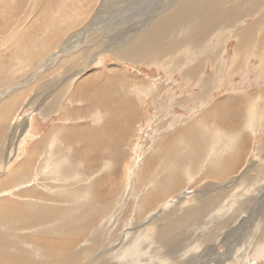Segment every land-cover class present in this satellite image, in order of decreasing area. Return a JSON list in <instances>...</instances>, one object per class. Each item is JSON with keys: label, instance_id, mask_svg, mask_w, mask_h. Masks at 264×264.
<instances>
[{"label": "rangeland", "instance_id": "rangeland-1", "mask_svg": "<svg viewBox=\"0 0 264 264\" xmlns=\"http://www.w3.org/2000/svg\"><path fill=\"white\" fill-rule=\"evenodd\" d=\"M105 1L107 2L108 8H104V6L100 7L102 0H92V2L91 0H85V2L84 0L83 2L82 0H0V41L9 36L12 32L10 31L11 28V30L21 29L29 23L31 28L26 32L32 35L35 34L36 36L31 37L27 43H22L20 46L13 44L15 43L14 38L5 40L2 41L3 46L0 48V93L6 91V94L3 96L4 99L3 97L1 98L3 100L0 102V112L3 113L6 111L3 107L4 101L8 99L6 95L13 94V92L10 93V87H13L15 90L28 87V89L26 88L27 90H25L26 93H22L23 97L20 104H17V106L14 107L15 109H13L14 111L12 110L10 113L6 114V118L4 117L2 119L5 128L0 132V135L2 134V138L0 137V174H5L12 170V168L18 166L21 158L31 153L30 151L33 149L34 145L39 144V149L45 148L43 151L38 150L39 153H37L34 159H31L30 168L20 173L21 175L16 181H12L8 185L0 187V202L4 199L15 200L14 203L21 204L25 211V207L28 206L27 203H33L36 207L35 209L38 210L37 207L39 204L45 203L47 205L49 203L48 206H52V201H57L56 203L54 202L55 205L53 207L60 205V208H62L65 207L64 205H68L67 203L70 201L68 199L69 197L62 196L61 192L64 189L72 186L74 187L71 189H79L81 185L88 184L94 192L96 191V180L100 174L107 175L110 171L109 165L113 163L108 156L109 153L107 152V148L100 150L99 154L94 153V159H96L97 156L102 157L96 159V165L93 163L92 168L87 171L84 168L80 173V171H77L73 167V164H75L73 160L77 155L75 150L77 147V136L63 138V136L67 134V130H64L65 133L63 135H59L51 131V128L53 125L61 126V128L73 127L77 129L78 125L79 127L92 128L98 124L101 125L103 122H107V115L105 113L107 109H104L102 105L93 107L104 117L101 123L102 117L99 116L98 118V115L95 117V115L90 113L94 112L90 109L92 106H89L86 110L87 114L77 112V114L75 113L76 115L72 117L67 115L69 109L72 110L85 105L83 99H79L78 101L73 100L75 96L72 95L69 90L73 89L71 87L75 82L73 80L74 77L84 75L85 71L89 72L93 69V71L100 70L106 73L110 69L115 68L117 69L116 73L118 77H121V73L125 76L127 75V78L123 77L127 80L124 82L122 79L123 82L118 86L116 100L120 99L122 105L112 111L111 125L114 127L113 131L108 134L109 140H114L117 135H120L119 139L121 141L116 140L121 155L119 159V166L121 169L118 174L119 179L116 184L117 188L108 195L113 197L112 200L115 202L111 205L109 213L98 215L97 206L95 202L92 201L93 206L91 209L95 216H92L91 219L87 216L85 220L87 219L89 222L87 220V222L82 220L84 218H79L80 220H77V225L87 231L78 233L79 236L77 237L80 239L77 238L79 242L75 243L74 248L81 250L83 249L81 247H90L91 250H94L97 247L94 243L100 240L99 242L102 241L106 245V254H108L106 261L108 264H136V261L137 264H264V230H262V228L264 229V225L261 226L264 222L260 224L262 220L264 221V79L262 78L259 80L257 78L259 73H261L262 65L264 66V63H262L264 62V33L261 32L264 30V27L263 30H261L262 28L260 27L262 26L257 24L258 27L256 26L257 28L255 31L257 32L259 28V35L254 33L257 37L255 39V37H252L254 34H252V36L249 37V39L252 38V40H248L250 42L247 41L245 44V47L249 45L248 48H242L243 51L248 53L247 56L249 55L248 58H244L247 64L242 62L239 64V59L241 60V58L238 57L239 54L234 51L235 46H237L239 42V35L237 32L241 29L245 30L249 23L254 22L262 15V13L258 15V10H261V12L264 10V0H223L222 5H220L223 10L222 14L215 13L212 16L214 20V22H212L213 26L220 25V33L212 35V32H209L211 35L205 38L206 40L204 41L207 42L204 43V47L196 44L193 45L192 49L188 48V43L193 42V40L188 37L192 36V33H190V29L187 26H177L175 28V37L169 36L167 39L165 38L166 35L170 34L168 33L169 28H166V31H164L165 37L162 40L164 42L160 43L161 45H155L152 50H149L148 46L143 43L142 48L138 52L140 56L138 61L127 60L120 57V55L114 53L113 50H109V46L114 40L115 42L117 41L118 36L119 38L126 36L125 40H128L132 33L134 35V32L141 31L137 30V27L134 28L135 20L138 19V16H142L139 15L138 12H151V6L154 5V2L150 3L151 0ZM177 1L180 0H176V2ZM218 2L219 1H217V4ZM81 3H83L82 6H90L88 9L89 12L87 10L84 16L80 15V11H82L81 8H85L81 6ZM146 3L148 6L144 7V5H147ZM68 7L72 10H69ZM123 7H125V9ZM188 7L189 6L184 9L186 12H188ZM27 8L29 9L28 11H26ZM98 8H100V11L104 9L102 13L97 12V14L100 13V15L108 13L112 15L111 9L114 11L117 9L118 12L122 11L125 14L122 19L126 17L123 21L131 23L122 27L123 25L121 23H123V21L120 18L114 20V22H116L115 25L110 23L108 26H99L98 29L91 30L90 32H93L97 36H102L105 41L103 40L102 44H99L100 46H91V50L88 52V58L86 57V59H83L84 61L82 60L80 67L76 68L74 66V70H72V75L70 77L66 75L67 73H63V67L61 70L60 67L54 66V64L52 72L47 74L49 71V69H47L43 71L44 74L42 77H37L41 72L40 68H42V65L49 59V56L59 51L64 39H70L75 34L77 35L81 32L83 27H88V25L91 24L89 20L96 14L95 12ZM164 12L162 11V13ZM192 13L196 15L195 12ZM236 13L239 15L237 16ZM230 21L232 25H230ZM262 21V25H264V18H262ZM13 22L15 23L14 25L12 24ZM71 22L76 24L72 28L67 26ZM121 28L125 32H123ZM235 29H237V31H235ZM43 35L46 36L43 37ZM48 37L53 38L52 40H48V42L55 47L52 45L50 48L51 50L49 49L47 52H43V45L45 44L41 39L45 40ZM55 37L59 38L58 42L57 39L54 40ZM138 37L139 36H137L135 40L131 39L130 42H136ZM83 42L85 45L87 44L86 41ZM130 42L128 41V43ZM213 43L217 47L216 49L218 50L220 48L222 52L219 56L220 58L215 62V66L219 68L215 66L212 68L211 60L207 58H202L200 60L201 64H195L194 60L196 58L198 59L204 54L208 55L209 52L213 50L211 48L213 47ZM159 45L160 49L154 54ZM250 46L253 48L251 49ZM120 47L124 48L122 43ZM165 47H168V49H165ZM199 47H201V49ZM233 52L236 53L234 58L232 56V54L234 55ZM251 54L253 55L250 56ZM33 55H38L39 59L37 57L35 61L31 62L32 60L30 58L34 59ZM152 55L158 56V58H152ZM218 55L219 54L213 56ZM91 57H94V61L99 63L95 64V62H90ZM190 57L191 60L188 59ZM39 61L42 62L39 63ZM229 61H231L230 68L228 67ZM50 62L54 63L53 59H51ZM194 64L200 68L199 71L198 68L196 69L198 75L195 79H188V77L184 75V72H181V68L189 70L192 67L194 68ZM234 65L235 67L238 66V70L235 69ZM78 69V73L74 76L73 72ZM213 70L216 73L214 76ZM35 71H37V74H34L36 73ZM200 74L202 75L201 78L203 76L209 77L211 82L213 81V84L210 83L206 87L200 88V82L197 81L200 79ZM181 76L184 79H182ZM29 77L36 78L28 83L27 79ZM65 77H69L68 81H71L70 84L68 82L67 85L65 84L64 86L60 84L58 87H55L57 88L56 90L54 88V92L49 93L51 92L50 87L53 86L55 82H59L60 79ZM39 80L42 83H47V85L44 84L45 86L42 87V91H44L42 95H46L44 99L36 98V88L34 85L40 83ZM138 80L141 83H138ZM98 81L102 83V77L98 78ZM184 82L185 85H183ZM63 87H65V89ZM243 91L249 93L243 95ZM241 94L243 96L250 95V97L248 102H243L242 100L237 103L236 112L234 111L235 118L231 122L234 127H237L236 132L239 133V141L237 144H240L242 141L243 144L245 142L243 145V150H245L243 153L244 159L242 156L238 155L239 152H242L239 147L235 148V150L233 149L232 153H229L231 154V158L238 155L242 160L240 163H233L237 164V167L235 166L237 170L235 171V169H233L234 171L232 173L226 171L231 162L229 159L226 164H222L218 169L224 172L221 175L222 179H212L209 173V169L217 164L216 156L227 155L226 153L230 152L229 147L232 146V144H234L233 147L236 145L232 140L233 135L225 132L224 137L220 136L222 139L214 143L215 145H209L208 148L205 147V152L202 153V155L198 154V156H195L196 158H193L195 153L192 154L188 152L186 157L188 159H183V163L186 162V164L182 163L181 166L176 167L173 170L175 174L168 173V182L166 183L164 181V183H160V187L156 188L160 182V173L155 174L157 171L156 160L159 159L158 155L164 153L163 151L159 154L157 152L158 147L160 148L159 142L162 141V136L170 135L173 131L176 132L177 129H180V127L185 124H191L193 127L192 130L202 125L208 126L209 130L212 131V129H214L211 123L212 121L204 117L205 109L210 108L213 101L224 96H234L232 98L234 103L236 99L242 96ZM257 94H260V99H258L260 103L255 99ZM56 96H59L57 101ZM51 97L53 99H51ZM91 99L92 98L88 101ZM164 99L166 100L165 102ZM181 99H186V102ZM53 100L56 102V106H54L56 108H50L52 105L51 101ZM224 101H228V98H225ZM100 102L102 103L99 98V104H101ZM184 102L185 105H183ZM128 103L134 107L127 106L126 104ZM52 108L54 110H52ZM243 110L244 112H242ZM94 113L96 114V111ZM61 114L67 116L60 119ZM0 118H2V115H0ZM23 122H25V124ZM162 123H164L163 126ZM226 126L229 125L227 124ZM226 126L222 125L221 129H226ZM12 131L15 132L14 140H12L13 142L10 139ZM188 137L191 139L190 136H185L186 139H188ZM177 138L178 137H176V139ZM186 139L183 140L188 146L184 147L187 145L184 142L179 148L177 146L176 160L180 157L179 155H183L182 150L189 149V144H192L191 140L188 139V143ZM182 145L183 147H181ZM56 149L59 152L56 151ZM47 151L48 154H46ZM51 153L53 154L52 156ZM5 159L9 160L6 164ZM41 164L42 166H40ZM60 165L62 166L60 167ZM58 166L60 168H58ZM70 167L75 170L70 171ZM218 167L219 165L217 168ZM229 170H232L230 166ZM165 174L166 173H162V176H165ZM169 177L171 179H169ZM172 177H175V180L173 179L172 181ZM22 194L27 195V199L24 198ZM35 195H38V197L36 196L38 198L37 201ZM40 196L42 200L39 198ZM50 196L55 200L51 199ZM46 198L50 199L45 200ZM89 200L88 197L82 198L80 201L85 203L88 201V205L84 203L79 206V208H87L89 204H91V200ZM142 201L145 202L144 206L143 203L140 204ZM84 205L85 208L83 207ZM36 217H32L31 220H18L20 222L16 225H23L19 227L15 225L11 227L4 226V224L6 225L9 222L0 223V233L2 235L6 234L5 237L9 234L6 239L12 241L11 245L16 244V242L19 243L14 240L17 234L19 237L30 235H34V237L40 236L39 232L33 230L37 227L35 223H40V221L44 223L46 221V224L51 225V217L42 218L43 221L40 216ZM35 218L38 221H35ZM63 218H57L55 221L53 220L55 223L56 221H60L62 226L61 231L64 229L63 227L70 224L65 217ZM22 221L24 223L20 224ZM26 221L32 222L27 224ZM81 221L83 223L80 225ZM62 222L67 225L62 224ZM8 228H11L10 232ZM12 228L15 231L12 230ZM105 228L108 229V233L111 232L108 238L111 240H103V233L107 231ZM4 229L5 231L7 229L9 233H5ZM94 229L98 231V234L97 232L92 234L91 230L94 231ZM166 230L174 236V238L172 236L169 239L174 240V243L171 245L170 242L166 243L162 239ZM156 231H158V233H156ZM84 233L86 235H84ZM42 235L44 234L41 233V236ZM56 235L57 234H50V236L53 237ZM91 236L94 237V240ZM91 240H93V242ZM123 240H126L127 243ZM158 240L160 241L156 242ZM91 243L93 245H91ZM32 244L31 242H28V244L24 243L20 245V248L17 246V249L16 246H9L7 251L10 253L13 249L12 251L14 253H21L20 250L22 251L23 249L24 252L26 251L25 254L28 256L29 260H32L31 264L43 263L46 260L45 258L49 255V251L46 253L42 252V255L40 254L41 252H39V248ZM31 248H35L36 250L34 251ZM167 250L169 251L167 252ZM123 251L128 252L127 256H125L126 254H124ZM98 252L99 251L96 253ZM116 252L119 253L116 254ZM171 252L174 254H171ZM37 255L38 257H36ZM118 256L123 258L118 259ZM108 258L110 262H108ZM95 262L97 263V261Z\"/></svg>", "mask_w": 264, "mask_h": 264}, {"label": "bare ground", "instance_id": "bare-ground-1", "mask_svg": "<svg viewBox=\"0 0 264 264\" xmlns=\"http://www.w3.org/2000/svg\"><path fill=\"white\" fill-rule=\"evenodd\" d=\"M49 1V0H48ZM52 1V0H51ZM62 1V0H61ZM133 1V0H131ZM141 1V0H140ZM139 1V2H140ZM194 1V2H193ZM180 0V1H177L176 0H151L150 3L154 2V5H152V11L151 12H148V11H143V12H138L139 15H142V16H138V19L135 20V25H134V28L137 27V30H141V31H137V32H134V35L132 33V35L128 38V40H125V37H120L118 36V39L117 41L115 42V40L110 43V46H109V50H113L114 53H117L120 55V57H123L124 59H129V60H135V61H138L139 60V50L142 48V45L143 43L146 44L148 46V49L149 50H152L154 48L155 45H158L160 43H163L164 41L163 38L165 37L164 35V31H166V28H169V34L170 35H166V39L167 37L171 36V37H175V28L177 26H187L189 29H190V33H192V36H188L189 39L193 40V42H189L188 43V48L192 49L193 45H196V44H199V46L201 47H204V43H206L204 40H206L205 38H207L208 36H210L211 34L209 32H212V35L215 34V33H220V28L219 26L220 25H216V26H213V23L214 20L212 19V16L213 14L215 13H220L222 14L223 10L222 8L220 7V5H222V1L223 0ZM217 1L218 4H217ZM30 2V1H29ZM83 2V0H82ZM85 2V0H84ZM87 2V1H86ZM89 2V1H88ZM92 2V0H91ZM94 2V1H93ZM138 2V3H139ZM249 2V1H248ZM38 3V2H37ZM33 4V3H32ZM80 4V3H79ZM83 3H81V6H82ZM137 4V3H136ZM147 4V3H146ZM250 4V3H248ZM18 5V4H17ZM85 5V4H84ZM90 5V4H89ZM141 5V4H140ZM139 5V6H140ZM253 5V4H252ZM21 6V5H20ZM33 6V5H32ZM37 6V5H36ZM66 6V5H65ZM80 6V5H79ZM104 8H108L107 6V2L105 0H102L101 2V6L100 7H103ZM129 6V5H128ZM148 6L147 5H144V7ZM154 6V7H153ZM188 7V12H186L184 9L185 7ZM250 6V5H249ZM82 7H85V8H81L82 11H80V15L81 16H84L86 13H87V10L90 8V6H82ZM23 8V7H22ZM29 8V7H28ZM27 8L26 11H28L29 9ZM67 8V7H66ZM69 10L71 9L70 7H68ZM125 9V7H123ZM142 8V7H141ZM242 8V7H241ZM254 8V7H253ZM36 9V8H35ZM32 10V9H30ZM72 10V9H71ZM104 9H102L100 11V8H98V10L95 12L96 14L93 15V17L89 20V22H91L90 25L85 26L83 27V30L81 32H79L77 35L75 34L73 37H71L70 39H67L63 41L62 45L60 46V49L59 51H57V53L55 52L53 55L49 56V59L42 65V68L41 69V72L39 73V75H37V77L41 76L44 74L43 71L49 69V71L47 72L50 73L52 72V68H53V64L54 66H57V67H60L61 70H62V67H63V73H67L66 75H68L69 77L72 75L71 72L72 70H74V66L77 68V67H80L82 63V60L83 59H86V57L88 58V52H90L91 50V46H95V45H98L100 46L104 40V38H102V36H97L95 35L93 32H90L91 30H96L98 29L99 26H102V27H105L106 25L108 26L110 23L115 25L116 22H114L115 19H120L123 21L124 19H126V17H124V19H122L123 15H125L122 11L118 12L117 9H115V11L113 9H111V12H112V15H110V13L108 14H105V15H100L97 14V12H103ZM110 10V9H109ZM67 11V10H66ZM150 11V10H149ZM162 11L164 13H162ZM253 11V10H252ZM33 12V11H32ZM86 12V13H85ZM89 12V10H88ZM192 12H195V14H193ZM248 12V11H246ZM233 13V12H232ZM262 15L260 17L257 18V20H255L254 22L252 23H249V25H247L246 29H241L238 33L239 35V42H238V45L235 46V50L237 54H239L238 57L241 58V60L239 59V64L242 63H245L244 62V58H248L246 51H243L242 48H248L249 45H247V47H245V44L247 43L248 40H252L249 39V37L252 36V34L254 33H257L258 34V31H260V29L258 30L257 29V32L255 31V29L258 27L257 24H259V26H262L260 28H262L261 30H263V27L264 25L263 24V21H262V18H264V10L261 12V10H258V15L261 14ZM31 14V13H30ZM89 14V13H88ZM87 14V15H88ZM137 14V15H138ZM234 14V13H233ZM237 15V13H236ZM239 15V14H238ZM237 15V16H238ZM247 15V14H245ZM26 16V15H25ZM222 16V15H221ZM236 16V17H237ZM252 16V15H251ZM235 17V19H236ZM242 17V16H241ZM262 17V18H261ZM24 18V17H23ZM246 18V17H245ZM16 19V17H15ZM27 19V18H26ZM233 19V18H232ZM239 19V18H238ZM116 20V21H117ZM223 20V18H222ZM226 20V19H225ZM14 21V20H13ZM24 21V19H23ZM82 21V20H81ZM229 21V20H228ZM39 22V21H38ZM37 22V23H38ZM75 22V20H74ZM74 22H71L70 24H68L67 26L68 27H73L74 25L76 24H73ZM225 22V21H224ZM231 22V21H230ZM235 22V21H234ZM233 22V23H234ZM41 23V22H40ZM129 23L131 22H127V21H123V23H121L124 27L125 25H129ZM226 23V22H225ZM13 25L15 24L14 22L12 23ZM84 24V23H83ZM221 24V23H219ZM261 24V25H260ZM24 25V24H23ZM37 25V24H35ZM65 25V24H64ZM105 25V26H104ZM232 25V22L231 24ZM234 25V24H233ZM12 26V25H11ZM228 26V24H227ZM257 26V27H256ZM37 27V26H36ZM147 27V28H145ZM230 27V26H229ZM29 28H31V25L30 23L28 25H26L25 27L21 28V29H16V30H11L12 31L9 36H7L5 39H1L0 41V48L3 46V43L2 41H5V40H10L12 38H14V42L13 43L14 45H17V46H20L22 43H27V41L31 38V37H36L35 34L32 35L31 33L29 32H26ZM66 28V27H65ZM70 28V29H71ZM145 28V29H144ZM242 28V27H241ZM245 28V27H244ZM59 29V28H58ZM57 29V30H58ZM64 29V28H63ZM122 29V28H121ZM234 29V28H233ZM68 30V29H67ZM115 30V29H114ZM123 30V29H122ZM244 30V31H243ZM9 31V30H7ZM56 31V30H55ZM71 31V30H70ZM116 31V30H115ZM235 31H237V29H235ZM243 31V32H242ZM6 32V31H5ZM57 32V31H56ZM69 32V31H67ZM123 32H125L123 30ZM264 33V30L261 31ZM58 33V32H57ZM141 33V34H140ZM60 34V33H59ZM74 34V32H73ZM122 34V33H121ZM128 34V33H127ZM256 34V35H257ZM262 34V33H261ZM31 35V36H30ZM47 35V34H46ZM46 35H43L46 36ZM64 35V34H63ZM72 35V34H71ZM259 35V34H258ZM3 36V35H2ZM138 37L137 41L136 42H130L131 39H134ZM5 37V36H4ZM11 37V38H10ZM59 37V36H58ZM58 37H55L54 40L57 39V42L59 41ZM68 37V36H67ZM101 37V38H100ZM238 37V36H236ZM253 38L255 37V39L257 38L254 34V36H252ZM41 38V37H40ZM87 38V39H86ZM37 39V38H36ZM53 38H47V39H41V41L45 44L43 45V49L44 51L43 52H47L51 46L53 44H50L48 42V40H52ZM102 39V40H101ZM262 39V38H261ZM39 40V39H38ZM94 40V41H93ZM219 40V39H218ZM223 40V39H221ZM83 41H86L87 42V46L84 44ZM105 41V40H104ZM128 41L130 43H128ZM40 42V40H39ZM38 42V43H39ZM83 42V43H82ZM92 42V43H91ZM128 44H127V43ZM250 42V41H248ZM49 43V44H47ZM60 43V42H59ZM91 43V44H89ZM121 43L123 44V47H120L121 46ZM126 43V44H124ZM219 43V42H218ZM255 43V42H254ZM260 43V42H259ZM56 44V43H55ZM100 44V45H99ZM220 44V43H219ZM249 44V43H248ZM251 44V43H250ZM126 45V46H125ZM161 45V44H160ZM160 45L157 47V49L155 50L154 54L157 53V51L160 49ZM211 45V44H210ZM213 47H211L213 50H211L209 52V56L208 55H202L200 56L198 59L196 58L194 60L195 64L196 63H200V60L202 58H207V59H210L211 60V66L212 68H214L215 66V62H217V59L220 58L219 56L221 55V50L220 48L217 50L215 44L213 43L212 44ZM258 45V44H257ZM54 46V45H53ZM76 46V47H75ZM217 46L219 47V45L217 44ZM242 46V47H241ZM255 46V45H254ZM25 47V46H24ZM55 47V46H54ZM201 47H199L201 49ZM251 47V46H250ZM79 48V49H77ZM122 48V49H121ZM253 47H251L252 49ZM258 48V47H257ZM165 49H168V47H165ZM51 50V49H50ZM198 50V49H197ZM255 50V49H253ZM104 51V50H103ZM251 51V50H250ZM40 52V51H39ZM50 52V51H49ZM93 52V51H92ZM245 52V53H244ZM248 52V51H247ZM253 52V51H252ZM259 52V51H258ZM42 53V52H41ZM40 53V54H41ZM52 53V52H51ZM234 53V52H233ZM232 54L233 58L235 56ZM37 54V53H36ZM39 54V55H40ZM207 54V53H206ZM216 54H219L218 56H213V55H216ZM259 54V53H258ZM65 55V57H64ZM253 54H251L250 56H252ZM34 56V59L33 58H30L33 62L37 59L38 55H33ZM247 56V57H246ZM67 57V59H66ZM117 57V56H116ZM158 56H155V55H152V58H155ZM187 57V56H186ZM65 58V59H64ZM94 57H91L90 58V62H95V64H98L99 62L97 61H94L93 59ZM232 58V57H231ZM237 58V56H236ZM26 59V58H25ZM39 59V57H38ZM53 59L54 63H51L50 60ZM120 59V58H119ZM173 59V58H171ZM191 60V57L188 58ZM187 60V59H186ZM43 61V60H42ZM42 61H39V63H41ZM84 61V60H83ZM120 61V60H119ZM157 61V60H156ZM237 61V59H236ZM264 61V60H263ZM72 62V63H71ZM133 62V61H132ZM189 62V61H188ZM71 63V64H70ZM138 63V62H137ZM228 63V62H227ZM237 63V64H238ZM264 63V62H262ZM194 64V68L192 67L191 69L189 70H186V68H181L182 71L181 72H184V75L186 77H188V79L190 78H196L199 71V67H197L196 65ZM220 64V63H219ZM223 64V63H222ZM234 64V63H233ZM232 64V65H233ZM217 65V64H216ZM84 66V65H83ZM210 66V67H211ZM224 66V65H223ZM231 66V61H229L228 63V67ZM216 67V66H215ZM221 67V66H220ZM235 67V65H234ZM233 67V68H234ZM240 67V66H239ZM30 68V67H29ZM28 68V70H29ZM55 68V67H54ZM97 68H100V67H97ZM118 68V67H116ZM198 68V71H196V69ZM216 68H219V67H216ZM227 68V67H226ZM230 68V67H229ZM228 68V69H229ZM80 69V68H79ZM78 70L74 71L73 72V75L75 76L77 73H78ZM180 69V70H181ZM184 69V70H183ZM227 69V70H228ZM236 70H238V66L235 67ZM234 69V71H235ZM116 70L115 68H112L110 69L108 72H103V71H100V70H96V71H93L90 70L89 72L85 71L84 72V75L82 76H77V77H74V85H72L71 88H73L72 90H69V92L75 96V98L73 100L75 101H78L79 99H83L85 101V105L83 106H79L78 108H74L72 110L69 109V112L67 115H70V117H72L73 115H76L77 112H80V113H83V114H87L86 113V110L89 108V106H92L93 107H96V105L100 106L102 105V107L104 109H107L105 111L106 113V120L107 122H103L101 125L98 124L97 126H94L92 128H89V127H79V125L77 126V129L76 128H73V127H69V128H61V126H58V125H53L52 128H51V131H53L55 134H59V135H63L65 132L64 130H67V134L63 136V138H68L69 136H77V147H76V157L74 158L73 162L75 164H73V167L77 170V171H80V173L84 170L87 171L89 170L90 168H92L93 166V163L94 165H96L95 161L97 158H100L102 156H97L96 159H94V153L96 154H99L100 153V150L104 149V148H107V152L109 153V158H111L112 160V164L109 165V173L107 175H104V174H100V176L98 177V179L96 180V191L94 192V190L88 185V184H85V185H81V187H79V189H71L72 187H69V188H66L64 189L61 194L62 196L64 197H69L68 199L70 200L69 203H67L68 205H64L65 207H62L60 208V205L59 206H55L53 207L55 204L54 202L56 203L57 201H52L53 205L52 206H48V204L46 205L45 203H42V204H39L38 205V210H36L35 206L33 205V203H27L28 206H26L25 202V208H26V211L23 210L24 207L21 205V204H17V203H14L15 200H12V199H4L2 202H0V223H4V222H9L7 223L6 225L4 224V226H8V227H11V226H18L16 224H18L20 221V219H26V220H31L32 217H36V216H40L41 219L42 218H46L48 216L51 217V221H55V219L59 218V219H62L63 217H65L69 222L70 224L66 227H63L64 229H62L61 231V223L60 221H56V223L54 222H51L50 220V223H52L51 225L50 224H46V221L43 223L40 221V223H35V225H37L36 229H33L34 231L36 232H39L40 233V236H41V233L44 234L42 235L41 237L40 236H37V237H34V235H30V236H26V237H19L18 234H17V237L14 239L15 242L18 241L19 243L16 242V244H13L11 245L12 241L6 239V237L9 235H7L5 237L6 234L2 235L0 233V264H31L32 260L30 261L28 256L25 254L24 250L22 249V251L20 250L21 253H14L12 250L11 252L13 253H9L7 251V249L9 248V246L13 247V246H16V249H17V246H19L20 248V245L24 244V243H27L28 242L30 243H33L32 245H35V247L39 248V252H41L40 254L43 253H46L48 252V256L47 258H45L46 260L43 262L45 264H108L106 259H107V256L108 254H106V248H105V244L101 241H95L97 245V247L95 248L94 246V250H91L90 247H81L83 249L81 250H77L76 248H74V245L76 242H79V234L78 233H81V232H84V231H87L86 229H82L81 227H79V225H77V220L79 218H84L82 220L86 221L85 218L90 217L89 219L92 218V216H95L92 212V209L91 207L93 206V202H95L96 206H97V209H98V215H104V214H107L110 212V207L111 205L115 202L114 200H112L113 197L111 196H108L109 194H111V192H113V190L115 188H117L116 184L118 182V174L120 173V169L121 167L119 166V159L121 157L120 155V151H119V148L117 147L118 143L116 142V140L120 141V135H117L116 136V139H112V140H109V137H108V134H110L112 131H113V127L111 125V122H112V111L115 109V108H118L120 105H122L120 102L121 100H116V93L118 92V86L121 82H124L127 80H125V78L123 77H126L127 78V75L125 76L124 74L121 73V77H118L117 73H116ZM222 70V69H221ZM226 70V69H225ZM37 71H40V70H37ZM37 71H35L36 73L34 74H37ZM214 71V70H213ZM232 71V70H231ZM233 71V72H234ZM232 72V73H233ZM195 73V74H194ZM219 73V72H217ZM228 73V72H227ZM11 74V73H10ZM33 74V75H34ZM216 75L215 71L213 72V76ZM231 75V74H230ZM261 75V76H260ZM46 76V75H45ZM43 76V77H45ZM201 74H200V79L197 80L200 82V85L199 87H206L207 85H209L210 83L213 84L211 82V79L209 77H202L201 78ZM69 77H65V78H62L60 79L59 82H55L53 84V86H51V92L49 93H52L54 92L57 88L55 87H58L60 84H62L61 86H64L65 84L67 85V82L70 84L71 81H68V78ZM102 77V83H99L98 81V78H101ZM129 77V76H128ZM226 77V76H225ZM36 77H29L27 79V82H31L33 79H35ZM182 78V76H181ZM257 78L260 80V79H264V66L262 65V68H261V73H259V76H257ZM123 79V80H122ZM184 79V78H182ZM40 81V80H39ZM183 81V80H182ZM186 81V80H185ZM181 82V81H180ZM138 83H141L139 82L138 80ZM183 83V82H182ZM47 83H42L40 81V83H38L37 85H34L35 88H36V98H41V99H44L46 97V95H42V92L44 93V91H42V87H44ZM52 85V84H51ZM182 85V84H181ZM185 85V82L184 84ZM189 85V84H188ZM191 85V84H190ZM33 86V87H34ZM70 86V85H69ZM32 87V88H33ZM68 87V86H67ZM10 93L13 92V94H9V95H6V97L8 98L7 100H5L4 102V109L6 110L5 112L1 113L0 112V115H2V118H0V132L3 131V129L5 128V124L3 123L2 119L5 117L6 114L10 113L13 109H15L14 107L17 106V104H20V101L23 97V92H25V90L28 89V87H22L18 90H15L13 87H10ZM27 88V89H26ZM31 88V89H32ZM55 88V90H54ZM65 89V87H63ZM70 88V89H71ZM263 88H264V85H263ZM62 89V88H61ZM262 89V88H261ZM30 90V89H29ZM207 90V89H206ZM256 90V89H255ZM67 91V90H66ZM65 91V92H66ZM6 92V91H5ZM5 92H2L0 93V102H2V100L4 99V95L6 94ZM244 92V91H243ZM242 94H248L249 92H244ZM26 93V92H25ZM241 94V95H242ZM56 95V94H55ZM199 95V94H198ZM240 96L238 99L235 100V102L233 103V97L234 96H226L228 98V101H224L225 98H222V99H217L215 101L212 102V105L210 108L208 109H205V112H204V117L205 119H208V120H211L212 122V126L214 127V129L209 130L208 126H202L201 124V127H198L194 130H192V126L191 124H185L183 126L180 127V129H177V131H173L172 134L170 135H163L162 137V141L159 142V146L160 148L158 147V154L160 152H164L162 155H158V160H156V163H157V171L155 174H159L160 176V182H159V186L157 185L156 188L160 187V183H164V181L167 183L168 182V177H167V174L168 173H174L173 170L178 167V166H181L182 163H183V159L187 157L188 155V152L189 153H192L194 154L193 155V158L195 156H198V154L202 155V153L205 152V147L208 148L209 145H215L214 143L220 141V139H222V137H224L225 135V132L228 134H232L233 137H232V140L234 141V143H236V145L233 147L234 144H232V146H230V152H227L225 156H216V159H217V164L216 166H212L213 168H210L209 169V173H210V176L212 177V179H216V180H220V178L222 179V174L224 172H222L221 170H218L220 168V166L222 164H226L228 162V160L230 159L231 162L229 163V166L230 168H232V170H229V166L228 168L226 169L227 172L229 173H232L237 166V164H233V163H240L242 160L239 158L238 155L242 156V158L244 159L243 157V153L245 150H243V145L244 144L241 142L240 144H237L239 139V133L236 132L237 130V127H234L231 122L233 121V119L235 118L234 117V111L236 112V108H237V103H239L240 101L243 100V102H248L249 100V97L250 95H245V96ZM260 95V94H259ZM259 95L257 94V97L255 98L258 102L260 99ZM25 96V94H24ZM60 96V95H59ZM58 96V97H59ZM202 96V95H200ZM252 96V95H251ZM263 96V95H262ZM3 97V99H1ZM57 97V96H56ZM58 97L56 98V101L58 100ZM90 98H92L90 101H88ZM99 98H100V101H104V103L102 104H99ZM184 98V97H183ZM188 98V97H187ZM203 98V97H202ZM226 98V99H227ZM232 100H231V99ZM51 99H53L51 97ZM50 99V100H51ZM167 99V98H166ZM177 100V99H176ZM181 100H185L186 102V99H181ZM179 101V102H182V101ZM189 100V99H188ZM187 100V101H188ZM127 101V100H126ZM125 101V102H126ZM133 101V100H132ZM166 100L164 99V102ZM163 102V103H164ZM168 102V101H167ZM177 102V101H176ZM185 102L183 105H185ZM189 102V101H188ZM52 105L50 106L53 107V108H56L54 106H56V102L53 100L51 101ZM131 103V102H130ZM130 103L126 104L127 106H132ZM260 103V102H259ZM262 104V103H261ZM125 105V104H124ZM263 105V104H262ZM0 106H1V103H0ZM47 107V106H46ZM59 107V106H58ZM134 106H132L133 108ZM49 108V109H50ZM52 108V110H54ZM90 108L92 111H96V114L94 112H90L91 114L95 115V117L98 115V118L99 116L102 117L100 114H99V111L96 110V108ZM77 109V110H76ZM51 110V111H52ZM79 110V111H78ZM14 111V110H13ZM89 111V110H88ZM129 112V111H128ZM127 112V114H128ZM244 112V110L242 111ZM5 113V114H4ZM76 113V114H75ZM90 114V115H91ZM41 115V114H40ZM67 115H60V119L61 118H65L64 116H67ZM132 115V114H131ZM196 115V114H195ZM42 116V115H41ZM82 117H85V116H82ZM88 117V116H86ZM130 117V115H129ZM6 118V117H5ZM116 118V117H115ZM102 119H104V117L101 118V121L100 123L103 121ZM196 119V118H195ZM202 119V118H201ZM98 121V123H99ZM196 121V120H195ZM189 122V121H188ZM191 122V121H190ZM198 122V121H197ZM200 122V121H199ZM204 122V121H202ZM25 124V122H23ZM164 123H162V126H163ZM197 124V123H196ZM229 125V126H226V125ZM222 125L226 126L225 128L226 129H221L222 128ZM236 125V124H235ZM16 126V125H15ZM24 126V125H23ZM30 126V125H29ZM185 126V127H184ZM195 126V125H194ZM237 126V125H236ZM23 128V127H21ZM13 130V129H12ZM223 130V131H221ZM20 131V130H19ZM5 133V132H4ZM23 134V133H22ZM2 135V134H1ZM0 135V137L2 138V136ZM190 136L191 139H188L191 140L190 142L192 144H189V149L187 150H182V154L183 155H179L180 157H178V160H176V151L178 150L179 146L184 142L183 139H186L185 136ZM222 136V137H220ZM14 137H15V132L12 131L11 133V136H10V139L11 141L14 140ZM176 137H178L176 139ZM230 137V136H229ZM91 138V139H89ZM52 139V138H51ZM188 139H186L188 141ZM243 139V138H242ZM50 140V139H49ZM161 140V139H160ZM11 141H10V144H11ZM39 141V140H38ZM13 142V141H12ZM40 142V141H39ZM49 142V141H48ZM121 142V141H120ZM37 143V142H36ZM55 143V142H54ZM82 143V144H81ZM186 143V142H184ZM183 143V144H184ZM189 143V141H188ZM232 143V142H231ZM48 144V143H47ZM116 144V145H115ZM187 144V143H186ZM53 145V144H52ZM56 145V144H55ZM11 146V145H10ZM9 146V147H10ZM13 146V145H12ZM43 146V145H42ZM59 146V145H58ZM178 146V148H177ZM188 146L185 145L184 147ZM48 147V146H47ZM61 147V146H60ZM183 147V145L181 146ZM180 147V148H181ZM219 147V146H217ZM239 147V149L242 151V152H239L238 155L236 157H232L231 158V154L229 153H232L233 149L235 150V148ZM41 148V147H40ZM59 148V147H58ZM43 149H45L43 147ZM43 149H39V144H36L34 145L33 149L30 151L31 153H28L25 155V157H22L21 158V161H20V164L14 168H12V170L8 171L7 173L5 174H0V187H2L3 185H8L9 183H11L12 181H16L17 178L20 177V173H23V171L27 170L28 168H30L31 166V159H34L35 156L37 155L38 150H41L43 151ZM50 149V148H49ZM55 149V148H54ZM164 149V150H162ZM12 150V149H11ZM47 150V149H46ZM229 150V149H228ZM50 151V150H49ZM56 151H58L56 149ZM54 152V151H53ZM59 152V151H58ZM212 152V151H211ZM185 153V154H184ZM48 154V151L47 153ZM45 154V155H46ZM53 154L51 153V156ZM64 155V154H63ZM105 155V154H104ZM190 155V154H189ZM59 156V155H58ZM61 156V155H60ZM9 157V156H7ZM6 157V158H7ZM57 158V157H56ZM196 158V157H195ZM203 158V157H201ZM9 159V158H8ZM103 159V158H102ZM180 159V160H179ZM188 159V158H186ZM185 159V160H186ZM101 160V159H100ZM9 160L5 159V164L8 162ZM158 161V162H157ZM190 161V160H188ZM71 162V161H70ZM46 163V162H45ZM60 163V162H59ZM150 163V162H149ZM148 163V164H149ZM43 164V163H42ZM42 164L40 166H42ZM98 164V163H97ZM183 164H186L183 163ZM44 165V164H43ZM104 165V164H103ZM150 165V164H149ZM148 165V166H149ZM219 165V167L217 168V166ZM239 165V164H238ZM62 165H60L61 167ZM100 166V165H99ZM236 166V167H235ZM58 166V168H60ZM155 167V166H154ZM224 168V167H223ZM222 168V169H223ZM63 169V168H61ZM75 169L71 168L70 167V171H74ZM146 169V168H145ZM149 169V168H148ZM65 170V168H64ZM68 170V169H67ZM66 170V171H67ZM237 169H235L236 171ZM22 171V172H21ZM70 171H67V172H70ZM146 171V170H145ZM225 171V170H224ZM66 172V174H67ZM29 173V172H28ZM62 173V172H61ZM60 173V174H61ZM124 173V172H123ZM162 173H166L165 176H162ZM63 174V173H62ZM212 174V175H211ZM226 174V173H225ZM78 175V174H77ZM81 175V174H80ZM143 175V174H141ZM140 175V176H141ZM184 175V174H183ZM229 175V174H227ZM169 176V175H168ZM185 176V175H184ZM209 176V177H210ZM142 177V176H141ZM165 180H164V178ZM158 178V176H157ZM175 178V177H174ZM172 177V181L174 179ZM169 179H171L169 177ZM142 180V179H141ZM140 180V181H141ZM175 180V179H174ZM18 181V180H17ZM142 182V181H141ZM81 183V182H80ZM158 183V182H157ZM18 184V183H17ZM154 184V183H153ZM170 184V183H169ZM42 185V184H41ZM167 185V184H166ZM155 186V185H154ZM45 187V186H44ZM10 188V187H9ZM34 189V187H33ZM32 190V189H31ZM30 190V191H31ZM33 192V191H32ZM95 193V194H94ZM37 194V193H36ZM34 195V194H33ZM22 196H24V198L27 199V195H24L22 194ZM32 196V194H31ZM38 195H35V198H36V201H37V197ZM44 197V196H43ZM51 197V196H50ZM85 197H88L91 202V204H89V206L87 208H85V205L83 206L85 209H81L79 208V206H81L82 204H84L85 202L83 201H80L82 198H85ZM41 198V196L39 197ZM34 199V198H33ZM44 199V198H43ZM47 199H50V198H46L45 200ZM51 199H54L51 197ZM57 199V197H56ZM66 199V198H65ZM99 199H102V200H99ZM29 200V199H28ZM42 200V198H41ZM40 200V201H41ZM55 200V199H54ZM39 201V203H40ZM62 201V200H61ZM93 201V202H92ZM144 201V200H143ZM141 202L140 204L143 203V206H144V203L145 202ZM44 202V201H43ZM48 202V201H47ZM64 202V201H63ZM62 202V203H63ZM67 202V201H66ZM88 201H86V205ZM205 202H208V201H205ZM22 203V202H21ZM35 203V201H34ZM204 203V202H202ZM66 204V203H65ZM138 205V204H137ZM146 205V204H145ZM148 205V203H147ZM205 205V204H204ZM203 205V206H204ZM63 206V205H62ZM127 206V205H126ZM135 206V205H134ZM139 206V205H138ZM23 207V208H22ZM137 207V206H136ZM126 208V207H125ZM127 211V210H126ZM137 211V210H136ZM164 214V213H163ZM97 215V216H98ZM96 216V217H97ZM192 216V215H191ZM49 217V218H50ZM187 217V216H186ZM185 217V218H186ZM37 218V217H36ZM35 218V219H36ZM104 218V217H103ZM184 218V217H183ZM264 218V217H263ZM34 219V218H33ZM64 219V218H63ZM80 220V219H79ZM94 220V218H93ZM262 220V219H261ZM35 221H38L37 219ZM43 221V219H42ZM62 221V220H61ZM88 221V220H87ZM86 221V222H87ZM32 221H26V223H30ZM47 222H48V219H47ZM58 222V223H57ZM80 222V221H79ZM85 222V223H86ZM89 222V221H88ZM259 222V221H258ZM264 221L262 220L260 222L263 223ZM24 222L22 221V223L20 224H23ZM83 222L81 221L80 225L82 224ZM92 223V222H91ZM174 223V222H172ZM32 224V223H31ZM34 224V223H33ZM62 224L64 225H67L66 223H63ZM176 224V223H174ZM173 224V225H174ZM26 225V224H25ZM30 225V224H29ZM85 225V224H84ZM264 224H261V226H263ZM19 226H23V225H19ZM18 226V227H19ZM28 226V225H27ZM32 226V225H30ZM61 226V227H59ZM89 226V225H88ZM163 226V225H162ZM26 227V226H25ZM6 228V227H5ZM17 228V227H15ZM159 228V227H158ZM171 228V227H170ZM9 232L11 231V228H8ZM30 229V228H29ZM107 228H105L106 230ZM168 229V228H167ZM174 229V228H173ZM12 230H14L12 228ZM56 230V231H55ZM262 230H264L262 228ZM5 231V229H4ZM7 229L5 231L8 232ZM15 231V230H14ZM89 231V230H88ZM100 231V230H99ZM154 231V230H153ZM171 231V229H170ZM8 232V233H9ZM31 232V231H30ZM92 234L97 232L98 234V231L96 229H94V231H92ZM12 234H14L13 232H11ZM154 233V232H153ZM156 233H158V231H156ZM50 234H57L56 236H50ZM110 234L111 232L108 233V229L106 231V233H103V240H111V239H108L110 237ZM155 234V233H154ZM165 235L162 237L163 241L166 242V243H169L170 242V245L172 243H174L173 241L174 240H169L173 235L172 233H169V231L166 230V233H164ZM84 235H86L84 233ZM14 236V235H13ZM156 236V235H155ZM154 236V237H155ZM93 237V236H91ZM129 237V235H128ZM127 237V238H128ZM161 237V236H159ZM9 238V237H8ZM79 238V239H77ZM174 238V236H173ZM160 239V238H159ZM160 239V240H162ZM12 240V239H11ZM78 240V241H77ZM82 240V238H81ZM93 240H94V237H93ZM93 240H91L93 242ZM102 240V239H101ZM157 240V239H156ZM160 240L156 241V242H159ZM169 240V241H167ZM85 241V240H84ZM125 243L126 240H123ZM162 241V243H163ZM14 243V242H13ZM178 243V242H177ZM236 243V242H235ZM90 244V243H89ZM91 245H93L91 243ZM126 245V244H124ZM29 246V245H27ZM120 246V245H119ZM164 246V244H163ZM167 246V245H166ZM34 247V246H33ZM79 248V247H78ZM32 250H36L35 248H31ZM123 249V248H122ZM15 250V249H14ZM45 250V251H44ZM97 251H99L98 253H96ZM169 250H167L168 252ZM19 252V250H18ZM23 252V253H22ZM137 252V251H136ZM96 253V254H95ZM119 252H116V254H118ZM124 254H126L125 256H127L128 252L127 251H123ZM135 253V252H134ZM133 253V254H134ZM33 254V253H31ZM132 254V253H131ZM166 254V253H165ZM171 254H174L171 252ZM43 255V254H42ZM112 255V254H111ZM33 256V255H32ZM40 256V255H39ZM123 256V255H122ZM135 256V255H134ZM133 256V258H134ZM138 256V255H137ZM141 256V255H140ZM157 256V255H156ZM38 257V255L36 256ZM162 257V256H161ZM172 257V256H171ZM40 258V257H39ZM116 258V257H115ZM118 259H122L123 257H117ZM137 258V257H136ZM139 258V257H138ZM173 258V257H172ZM114 259V258H113ZM117 259V260H118ZM140 259V258H139ZM163 259V257H162ZM236 259V258H235ZM44 260V259H43ZM116 260V259H115ZM136 260V259H135ZM42 261V259H41ZM97 261V263L95 262ZM133 261V260H131ZM142 261V260H141ZM151 261V260H150ZM108 262H110L109 258H108ZM125 262V261H124ZM173 262V261H172ZM240 262V261H239ZM34 263V262H33ZM41 263V262H40ZM39 263V264H40ZM41 263V264H43ZM35 264V263H34ZM37 264V263H36ZM113 264H116V263H113ZM118 264V263H117ZM136 264H137V261H136ZM173 264V263H172ZM176 264V263H175ZM246 264V263H244ZM261 264V263H260ZM263 264V263H262Z\"/></svg>", "mask_w": 264, "mask_h": 264}, {"label": "crops", "instance_id": "crops-1", "mask_svg": "<svg viewBox=\"0 0 264 264\" xmlns=\"http://www.w3.org/2000/svg\"><path fill=\"white\" fill-rule=\"evenodd\" d=\"M244 62L246 63V60H244ZM247 64V63H246ZM222 98H227L226 96H224V97H222ZM222 98H220V99H222ZM126 130V129H125ZM245 140V139H244Z\"/></svg>", "mask_w": 264, "mask_h": 264}]
</instances>
